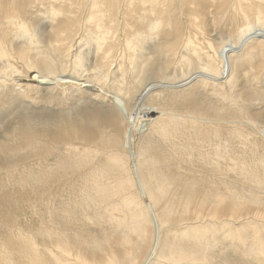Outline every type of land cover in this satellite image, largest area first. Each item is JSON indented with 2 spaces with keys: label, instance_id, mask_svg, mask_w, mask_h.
I'll use <instances>...</instances> for the list:
<instances>
[{
  "label": "bare ground",
  "instance_id": "bare-ground-1",
  "mask_svg": "<svg viewBox=\"0 0 264 264\" xmlns=\"http://www.w3.org/2000/svg\"><path fill=\"white\" fill-rule=\"evenodd\" d=\"M168 1L176 2L0 0V6L7 2L19 9H27V15L37 14L34 21L20 20V14L24 13L18 14L16 17L20 21L12 19L13 30L7 29L5 40L6 44H11L15 37L23 41L19 43L24 45L20 47L18 57L31 71L43 69L47 73H33L28 77L17 75L5 89L0 88V137L8 121L7 111L13 108L19 124L25 128L20 152L25 153L27 166L18 169L19 178L28 182L23 184V191L17 198L8 197L9 192L0 198V204L20 221L18 228L14 229L8 222L0 231V264H264V173L260 172L264 170V154L260 155L261 145L257 142L250 143L249 149L241 150L234 143L237 140L244 145L242 141L250 140L253 134L264 141V125L258 127L252 122H236L245 126L235 129L231 139L224 144L215 145L211 140L214 132L203 130L201 122L211 111L216 113L217 108L213 105L195 106L193 111L183 113V110L175 113L160 110V103L165 102L160 89L166 88L165 82H153L143 73L157 54V44L163 40L160 31L168 21L165 20ZM177 1L191 4L189 27L198 26L199 32L206 35L218 50L209 55V64H203L199 53L189 48L193 39L184 36L177 22L174 27L169 26V35L174 36L172 42L177 45H167L166 52L160 51L156 60L180 62L184 66L186 53L196 56V64H188L178 87H188L186 91H189L202 80L216 83L219 78L234 83L242 71L256 73L258 63L260 69L261 63L264 66V0H207L209 5H216L215 11L200 0ZM248 4L250 6H246ZM232 5L248 21L239 18L231 28V36L214 34L215 38L207 24L209 18L200 22L199 17L205 12L211 13L216 31L219 26H225ZM249 12L254 13L257 21H250ZM0 22L6 25L2 12ZM255 43H259L261 49H248ZM120 47L122 49L118 51ZM33 50L35 56L31 55ZM84 51H89L88 59ZM57 52L68 58L72 56V69H67ZM217 57L220 61L218 75L216 69H211ZM5 58V49L0 46V59ZM120 59L133 64L127 73L134 75L136 89L129 96L138 97L136 101L139 102V106L130 110L133 113L127 105L111 112L102 107L96 112L84 109L79 113L53 114L47 112L48 106L47 111L40 110L26 102L29 93L15 90L26 85L35 92L45 93L44 98L48 100V96L57 98L67 91L73 94L96 90L98 93L110 82L119 88L117 79L125 77L122 68L115 66ZM66 70L75 76L67 81V86H61ZM161 71L169 75V70L164 67ZM140 89L142 92L136 95ZM117 95L113 97L118 98ZM144 110L148 112L149 124H144L139 129L143 132L132 141L137 144L132 165L122 156V140L116 133L106 132L104 127L108 124V130L120 131L121 125L127 123L137 129L144 120L139 117ZM92 120L100 122L90 127L89 121ZM73 122L84 125H74ZM88 122L90 126H87ZM247 127H252L254 133L246 131ZM11 131L17 134L20 129L14 125ZM135 132H131L130 138L135 137ZM43 137L50 139L44 140ZM70 137H91L104 143L105 147L113 148L114 151L105 158L111 174L118 176V183L81 191L77 202H71L72 178L66 181L64 195L60 193L63 186L54 187L48 193L27 190L48 174L61 173L60 166L77 167L76 158L85 150L79 152L66 145L57 150L67 151L65 159L53 156L50 141ZM226 146H230L236 156L230 157L232 164L221 167ZM15 150L13 144L0 141V160L17 154ZM244 153L256 157L253 165L241 159L240 155ZM133 172L137 177L132 176ZM249 181L255 183L251 189ZM95 183L99 184V181ZM233 184L241 191H237ZM246 190H250L248 194H245ZM34 204L39 206L35 223L25 218L28 205ZM244 216L249 218L242 220ZM237 250L243 253L240 258L234 256Z\"/></svg>",
  "mask_w": 264,
  "mask_h": 264
},
{
  "label": "rangeland",
  "instance_id": "rangeland-1",
  "mask_svg": "<svg viewBox=\"0 0 264 264\" xmlns=\"http://www.w3.org/2000/svg\"><path fill=\"white\" fill-rule=\"evenodd\" d=\"M200 1L202 2V4L208 5L213 11H215L217 8L216 5L213 6L209 5L207 0H200ZM235 5H232L230 8L231 14L228 17L225 26L224 25H221L223 27L219 26L216 29V31L213 27V23H212L213 16L211 15V13L205 12L204 15H201L199 17V20L200 22H202L204 21V18L207 19L209 18L207 24L210 31L213 30L212 31L213 35L215 34L218 36L219 34L220 35L224 34L226 36L229 35L231 36V28L234 24L237 23L239 18L242 17L243 19H245V22L248 21V19H246L241 14L239 9ZM166 6H169L168 14L167 16H165V20L168 19V21L166 23V27H163L160 31V34L163 35V40L161 44H157L156 55H158V53H160V51L162 50L166 52V46L169 44H172L174 46L177 45L176 42H172L174 40V36L169 35V26L174 27L175 22H177L180 30L184 33V36L193 39V41L190 42L189 48L192 50L194 49L199 53L198 57L203 64H209L211 62L209 55H213L218 50L216 49L214 43L206 35L201 34L199 32L198 26L193 25L192 28L189 27L190 24L189 10L191 9V4L181 3L180 1L176 0V2L168 1L166 3ZM246 6H250V5L248 4ZM4 10H7L6 14H4ZM0 12L3 13V18L5 19L6 22L5 26L2 25L0 22V46H2L5 49V52L7 54V58L3 60L0 59V81H2L0 84V88L5 89L10 81L13 82L15 81L17 75H23L27 77L33 73L47 75L46 71L43 69H39L36 72L31 71L27 67L26 62L24 60H21L17 55L18 51H21L20 47L24 45V44L21 45L19 43H22L23 41L21 42L13 35V37H15L16 40H11L12 42L11 44H6L5 37L8 36V33L4 34L5 32H9L7 29L13 30L12 19H14L15 21H20V20L27 21L28 19L30 21H34L37 14L34 13V15H27V9L24 8L19 9L16 6H12L10 3L7 2L4 3L2 6H0ZM21 12H23L24 15H21L20 14ZM18 14H20L19 16L20 20L16 17ZM214 14L216 13L214 12ZM248 14L250 21L252 22L257 21V19H255L254 13L249 12ZM191 18L193 20L194 16L191 15ZM218 30H220L219 31L220 33L218 32ZM15 31L17 34L19 33V31L17 30ZM187 43L188 41L185 42V44ZM253 48L261 49L259 43L251 44L248 49H253ZM121 49L122 48L120 47L117 50L120 51ZM135 49L136 47L132 48V52H134ZM84 52L87 53V59H88V57L90 56L89 51H84ZM56 54L60 56L63 63L67 66V69L73 68L72 56L68 58L64 55V53L57 52ZM31 55L32 56L36 55L34 50L31 52ZM156 55H154L153 58L150 60L148 69L143 73L149 75L153 82H159V81L165 82L163 84H165L164 86H166V88L163 87L160 89V91L162 93V101H165L167 103L161 102L159 106L160 110H164V111L170 110L173 111L174 113L183 110L181 111L183 113L184 111L187 110L193 111L195 106L210 107V105H213L214 107L217 108V112L213 113L211 111V113L207 114L206 119L203 122H201V125L203 126V130L208 132H214V134H212L211 140L215 145L224 144L226 141L231 139L232 133L235 129H242L245 126L244 124L236 123V122H245V121L252 122L255 123L258 127L264 125L263 63H261V69L259 63L256 65L257 68L256 73L254 71L251 72L250 70H245L239 73L237 77L234 79L235 80L234 83L222 81L220 80V78L218 79V81H216V83L207 80L206 81L202 80L203 82H200L195 89L186 91L188 87L182 88L178 86L180 84V81L183 79L181 77L185 68L189 66L188 64H194V65L196 64V56L192 55L191 53H186L184 55V64L186 65L182 66L180 62L179 64L175 62L162 63L161 60H156ZM232 63H234L233 59H232ZM115 66H120L124 71V73L123 72L122 73L125 75V77L121 76L120 78L117 79L119 88L115 84L110 82L108 86L107 85L104 86V90L101 91L99 89L98 93H96V90L93 92L92 90L87 91V93L85 91L84 92L78 91V92H74L73 94L67 91L63 95L60 94L61 96L59 95V97L57 98H52L48 96L49 101L47 100V98L46 99L44 98L45 93L35 92L34 90L29 89V87H27L26 85L22 86L21 88L17 87L15 88V90L24 93H29L30 95L27 94L25 97L26 102L30 104L32 103L33 107L40 108V110H42V108L46 110L49 107L47 109L49 111L47 110L46 111L50 113L52 112L53 114L62 115L67 112L79 113L81 111H84V109L96 112L98 111V109L102 107L104 108V111L111 112L115 110V108L118 109L125 108L127 107V105H130L129 106L130 107L129 111H130L134 106H139L138 105L139 102L136 101L138 97L135 96L132 98L129 96L130 93L136 92V89L134 87L135 81L133 80L134 75L130 76L129 74H127L128 70L133 68V64L127 63L120 59L115 64ZM162 67L169 70V75L168 74L166 75L163 73V71H161ZM211 69H216L217 75L220 74V61L218 57L216 59V62L213 63ZM74 76H75L74 74L70 73V70H66L65 76L61 80V86H67L66 84L67 81ZM111 86L113 87L115 86L117 90ZM13 87H15V85H13ZM131 87L132 90L129 91ZM142 90L143 89L138 90L136 95L140 94ZM90 92L92 93V95H90ZM117 93H118L117 95L118 98L113 97ZM101 94H103L104 96ZM27 96L28 97L30 96L31 98H28ZM50 98L54 100L56 99L58 100L51 101ZM113 99L114 102H111L113 101ZM42 105L45 106L43 107ZM130 112L133 113L132 111ZM7 114H8V121L5 123L6 125L1 132L0 141L2 144H4L5 142L13 144L16 149L14 152H18V153L9 155L4 160H0V198L5 193L9 192L8 197L15 199L18 197V195L22 193L23 184L28 183L25 182L26 180L24 178H19L20 173H18L19 168L27 166V159L25 157V153L20 152V149L23 148L21 139L25 135V128L24 126L19 124L18 117L15 114L13 108L9 109L7 111ZM140 115H139L140 119L143 117L142 119L144 120H142L139 123L140 126L137 127V129H135L133 124H131L132 125L131 126L128 125L127 123L121 125L122 128L120 129V131L115 130L114 128H109L108 130V126H107L108 124L105 125L106 127H104L106 129V132H108L109 134L116 133V135L122 140V144L124 146L122 147L123 150L122 156L126 160H128L127 163L130 162L132 165H134L135 163L134 160L136 158L133 156V152L135 146L137 145L135 142L132 141L135 140L137 135L141 134L140 132H143L142 129L141 130L139 129L143 127L144 124L147 125L149 124V120L147 119L148 112L144 110L143 113ZM89 122L91 126L89 125ZM89 122L87 123V126L95 127L99 124L98 122L100 121L96 120L95 122L92 120ZM73 124L78 126L84 125L76 122H73ZM14 125H17L18 128L20 129V132H18L17 134H13L11 131ZM126 126L127 128H125ZM123 130L125 131V133L126 131H128L127 136L125 135ZM245 130L248 131L249 133H254V131H252L254 130L252 127L251 128L247 127ZM132 131H136L134 133L135 137L130 138V134ZM192 133L193 131L187 134H192ZM43 138L44 140L50 139L49 137H43ZM249 139L250 140L242 141L243 144L245 143L244 145L240 144V142L237 140H235L234 143H237L236 144L237 148L241 150V148L249 149L250 143L257 142L259 145H261L260 155H263L264 141H261V137H259V135L257 134L256 135L253 134L252 137H250ZM175 141L177 142V140ZM50 143L53 144V156H58L61 159H65L67 157V151L59 152L57 150H59L60 148L66 145H70L76 148L77 151L79 152H82L83 150L85 151L82 153V155L76 158L77 167L68 168V167L60 166L58 169L62 170L61 173H59L58 175H55L54 173L48 174L44 179L35 182L33 186L26 188L27 190H30L34 193H44V192L48 193L54 187L63 186L64 188L62 189V191H60V193L61 195H64L67 189L66 181L72 178L74 180V183L72 186L73 194L71 197V202H77L80 198L81 191H86L96 186H101L102 184L108 186V184L110 183H112L113 185L118 183L119 181L117 180L118 176L111 174V168L108 165L107 160L105 158V155L110 154L114 151L113 148L105 147L104 143H99L97 141H94L91 137L90 138L70 137L60 140L58 142L50 141ZM161 147L164 148V146ZM167 149H171V148H167ZM222 155L223 158L221 160V167H225L226 165L232 164V162H230V157L236 156L232 152L230 146H226V149L223 151ZM240 157L248 165H253L256 160V157L253 156L251 153L241 154ZM260 172L264 173V170H260ZM133 173L134 174H132V176L135 177L136 175L137 177V173L135 172ZM207 174H208V170H206L205 172L206 176ZM223 174L226 176L236 175L233 173H228V174L223 173ZM74 176L75 178H73ZM96 180L99 181V184L95 183ZM214 182L218 184H222L221 182H218L216 180H214ZM14 184H16V187H13ZM254 185L255 183L253 181H249L250 189ZM233 187L237 191H241V188L239 186L233 184ZM249 191L250 190H246L245 194H248ZM142 199H144L143 195H142ZM8 208L12 209V206L11 207L7 206V209ZM25 213H26L25 218L28 221H32L33 223H35L39 215V206H37V204H34V206L28 205V209ZM252 213H256V212L252 211ZM252 213H250V216L253 215ZM246 218L249 217L244 216L242 220ZM0 221H1L0 231H3V227L6 226L8 222H10V225L14 229L18 228L19 227L18 224H20V221L15 218V215L9 213L1 204H0ZM262 237H264V234H262ZM236 253L237 254H234V256H237V258H240L241 255H243V253L240 252L239 250H237ZM245 264H249V263H245Z\"/></svg>",
  "mask_w": 264,
  "mask_h": 264
}]
</instances>
